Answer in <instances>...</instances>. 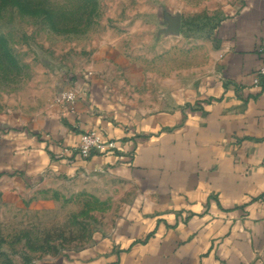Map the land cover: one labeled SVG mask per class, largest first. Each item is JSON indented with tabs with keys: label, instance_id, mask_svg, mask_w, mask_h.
Segmentation results:
<instances>
[{
	"label": "crops",
	"instance_id": "0c3cea01",
	"mask_svg": "<svg viewBox=\"0 0 264 264\" xmlns=\"http://www.w3.org/2000/svg\"><path fill=\"white\" fill-rule=\"evenodd\" d=\"M211 1L213 39L196 75L171 58L189 46L169 26V1L150 13L165 26L125 48L103 44L66 79L73 108L57 103L0 134V190L83 173L127 186L112 225L42 264H264V83H254L264 0ZM88 129L117 148L59 155Z\"/></svg>",
	"mask_w": 264,
	"mask_h": 264
},
{
	"label": "rangeland",
	"instance_id": "374dc122",
	"mask_svg": "<svg viewBox=\"0 0 264 264\" xmlns=\"http://www.w3.org/2000/svg\"><path fill=\"white\" fill-rule=\"evenodd\" d=\"M26 1L52 8L57 27L15 8L0 14V30L19 59L12 66L0 52V134L52 111L66 79L86 68L103 44L120 42L125 48L146 36L138 33L145 27L165 26L163 16L150 13L168 12L169 1L175 13L169 26L189 46L181 51L178 45L171 58L177 66L187 58L188 77L196 75L192 69L198 56L208 58L203 42L211 43L217 16L211 0H99L93 21L88 0ZM126 187L100 173H83L0 190V264H42L85 245L96 230L114 223Z\"/></svg>",
	"mask_w": 264,
	"mask_h": 264
},
{
	"label": "built area",
	"instance_id": "2783aa9c",
	"mask_svg": "<svg viewBox=\"0 0 264 264\" xmlns=\"http://www.w3.org/2000/svg\"><path fill=\"white\" fill-rule=\"evenodd\" d=\"M264 53V46L260 48ZM255 84L264 83V54L263 61L258 67L255 76ZM78 96V91L75 86H68L59 91L57 94V103L66 105L67 108H73V104ZM117 148V142L115 140H106L97 133L94 129L85 130L81 134V141L74 146L61 145L59 149V155L61 157H69L74 153H79L84 157H89L95 151H106Z\"/></svg>",
	"mask_w": 264,
	"mask_h": 264
},
{
	"label": "trees",
	"instance_id": "16d2710c",
	"mask_svg": "<svg viewBox=\"0 0 264 264\" xmlns=\"http://www.w3.org/2000/svg\"><path fill=\"white\" fill-rule=\"evenodd\" d=\"M91 4L89 12V19L93 21L99 15V0H88ZM15 8L22 15H30L40 17L45 22H49L51 27L56 28V16L52 8L44 5H33L26 0H0V14L8 9ZM0 52L4 59H6L12 66L18 65V57L15 54L8 35L0 30Z\"/></svg>",
	"mask_w": 264,
	"mask_h": 264
}]
</instances>
